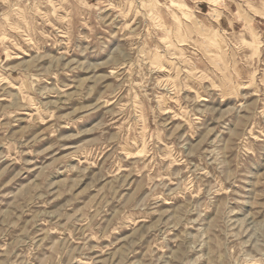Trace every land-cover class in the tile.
Instances as JSON below:
<instances>
[{"label":"rangeland","instance_id":"374dc122","mask_svg":"<svg viewBox=\"0 0 264 264\" xmlns=\"http://www.w3.org/2000/svg\"><path fill=\"white\" fill-rule=\"evenodd\" d=\"M0 264H264V0H0Z\"/></svg>","mask_w":264,"mask_h":264},{"label":"crops","instance_id":"0c3cea01","mask_svg":"<svg viewBox=\"0 0 264 264\" xmlns=\"http://www.w3.org/2000/svg\"><path fill=\"white\" fill-rule=\"evenodd\" d=\"M220 9L223 10V15L220 17V24L222 26H225V28H231L234 25V21L229 17V5L227 6L226 1H224L221 5H220ZM200 11L202 10V7H199Z\"/></svg>","mask_w":264,"mask_h":264},{"label":"bare ground","instance_id":"6f19581e","mask_svg":"<svg viewBox=\"0 0 264 264\" xmlns=\"http://www.w3.org/2000/svg\"><path fill=\"white\" fill-rule=\"evenodd\" d=\"M238 17H242V15L240 14V16H238Z\"/></svg>","mask_w":264,"mask_h":264}]
</instances>
